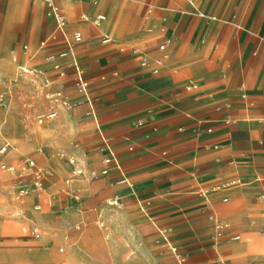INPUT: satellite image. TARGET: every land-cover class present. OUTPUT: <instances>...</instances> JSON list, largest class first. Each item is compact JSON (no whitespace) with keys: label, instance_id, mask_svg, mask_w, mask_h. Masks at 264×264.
<instances>
[{"label":"crops","instance_id":"crops-1","mask_svg":"<svg viewBox=\"0 0 264 264\" xmlns=\"http://www.w3.org/2000/svg\"><path fill=\"white\" fill-rule=\"evenodd\" d=\"M57 2L66 31L82 36L75 54L96 117L95 123L84 104L60 111L64 137L74 136L86 151L89 171L99 173L105 152L97 125L132 188L120 183L113 166L106 174L116 178L110 185L124 188L138 209L137 201L148 202L147 217L139 209L141 214L162 233L169 231L191 263L215 259L210 218L216 214L225 223L218 263H244L248 257L242 255L241 236H261L264 229V0H196L202 16L185 0ZM83 15H103L104 20L94 24ZM105 37L110 42L103 43ZM63 49L44 0H0L3 71L5 56L13 64L14 53L19 63L50 74L54 89L79 99L69 59L57 60L66 70L62 80L45 60ZM142 56L151 67L155 59L162 60L156 74L140 67ZM231 181L238 183L221 187ZM107 184L102 179L91 188L106 189ZM117 199L107 200L101 211L112 201L117 205ZM250 250L251 256L264 257L254 245ZM47 263L59 262L42 264Z\"/></svg>","mask_w":264,"mask_h":264},{"label":"rangeland","instance_id":"rangeland-1","mask_svg":"<svg viewBox=\"0 0 264 264\" xmlns=\"http://www.w3.org/2000/svg\"><path fill=\"white\" fill-rule=\"evenodd\" d=\"M39 1L43 3V0ZM9 56H5L8 62L6 71L0 62V92L4 81L14 75L15 67L9 62ZM23 98H17L7 113L0 110V143L4 138L17 148L16 152L0 156V162L15 165L20 160L30 159L47 169L53 156L56 171L45 178L40 196L30 189L20 203L15 199L17 179L0 169L1 264H178L171 246L182 264H194L180 252L177 243L170 240L169 231L163 233L168 244L162 240L134 200L123 193L124 188L110 185L116 178L100 174L95 178L90 176L92 165L86 158V151L77 145L74 136L64 137L65 123L60 118L49 127L36 125V114L23 108L22 101L27 102V97ZM72 130L84 131L82 128ZM69 156H73L81 168L80 176H70L72 166L66 160ZM102 179H107L106 189L92 190L91 185ZM26 182L31 183L29 176ZM82 194L88 199L84 201ZM115 197H118L117 205L107 203L108 210L101 211L106 201ZM38 204L40 208L35 210L34 206ZM216 218L223 224L218 234L215 232ZM210 221V241L217 245L215 259L207 264H220L218 254L224 249L219 243L225 239V223L218 214ZM100 223H103L102 227ZM23 227L25 232H22ZM241 245L242 255L248 257L242 264L264 260L262 256H251L250 250V245H254L257 251L264 252V237L257 234L254 237L241 236ZM233 257L234 254L228 253V259Z\"/></svg>","mask_w":264,"mask_h":264},{"label":"built area","instance_id":"built-area-1","mask_svg":"<svg viewBox=\"0 0 264 264\" xmlns=\"http://www.w3.org/2000/svg\"><path fill=\"white\" fill-rule=\"evenodd\" d=\"M187 4L195 11L196 14L202 16L197 10L196 0H185ZM95 3V1H94ZM46 7V15L51 18L55 25V33L59 36L64 43V49L56 52L50 53L46 56L45 60L52 65L51 70L54 75L62 80L66 76V70L64 66L61 65L57 60L59 59H69L68 67L72 69L73 73V88L75 92L79 95V99L71 100L66 94L64 89L52 87L54 81L50 74L45 71L35 69L27 64L19 63L16 54L12 53L10 60L14 64V75L4 81L3 90L0 92V110L3 112H8L12 104L17 98L27 97V102L25 98L23 102V108L29 109L30 112L36 114L35 123L38 126L49 127L57 119L60 111H71L74 108L84 104L88 108V116L96 123V117L93 107V100L88 93V83L84 78L83 70L81 69L75 54V46L82 41V36L79 32L68 33L66 31V19L63 11L58 5L57 0H44ZM151 12V8L148 9V13ZM84 20H90L94 24H98L104 20L103 15H97L94 18H84ZM163 31V28H160ZM103 43L110 42V39L105 37L102 40ZM45 42L40 43V47H43ZM167 43H163L158 46L159 51H164ZM133 54H138L136 50L132 51ZM161 59H155L153 64L155 67H151V64L145 57H141L139 65L142 68H149L153 74L158 72V66L161 65ZM244 98V96H243ZM96 130L98 136L101 140L102 149L105 155L102 159V163L105 166L99 173L91 170L90 176L92 178L100 175H106L108 173V167L113 166L120 176V183L126 185L128 188H132V184L129 182L128 178L121 171L120 163L113 151L111 144L107 138L103 136L98 126L96 125ZM17 148L9 140L2 138L0 143V156H6L9 153L16 152ZM60 158L63 155H57ZM53 156L50 157L51 164L49 165V170L43 166L37 165L33 160L25 159L18 161L15 165L0 162V169L8 171L17 179V187L15 190V199L20 203L23 202L24 197L28 194L31 189L36 192L37 195L42 194V185L45 178L55 170L54 163H52ZM67 163L72 166L70 176L77 177L81 175V168L76 165L73 156L67 157ZM31 178V183L28 185L26 182V177ZM238 182L231 181L224 184L223 188H228L236 185ZM115 204L114 201L110 205ZM140 211L147 217L145 207L149 204L148 202L137 201ZM40 205L34 206L35 210H38ZM215 218V217H214ZM100 227L103 223L99 224ZM154 226V225H153ZM162 240L168 244V239L163 235V233L154 226ZM223 224L218 223L216 218L215 232L219 233ZM225 227V225H224ZM22 232H25V227L22 228ZM260 235L264 236V229L260 231ZM233 241H238L239 236H234ZM172 254L174 255L178 264H181L179 255L175 253V249L170 248ZM47 264H60V263H47ZM255 264V263H252Z\"/></svg>","mask_w":264,"mask_h":264}]
</instances>
